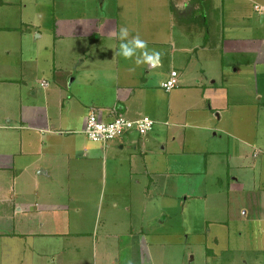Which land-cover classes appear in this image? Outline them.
I'll use <instances>...</instances> for the list:
<instances>
[{"label": "crops", "instance_id": "obj_1", "mask_svg": "<svg viewBox=\"0 0 264 264\" xmlns=\"http://www.w3.org/2000/svg\"><path fill=\"white\" fill-rule=\"evenodd\" d=\"M226 2L102 0L99 10L111 4L110 11L87 19L90 58L77 46L66 55L61 44V67L55 65L59 40L50 28L42 32L36 20H24L29 3L22 5V26H0V243L6 244L0 245V264H44L49 241L61 242L58 264H163V238L179 235L168 226V212L181 207L184 213L188 200H178L186 181L175 170L177 157L194 148L208 157L196 132L208 129L210 96L217 94L205 87L221 83L225 108L230 88L252 90L246 70L254 77L255 96L261 95L264 41L241 36L242 10ZM12 4L0 0V19L3 10L10 17ZM107 21L161 51V63L131 71L133 61L114 55L119 41L111 31L99 33ZM77 33L61 38L77 39ZM243 53L254 60L244 62ZM172 71L179 83L167 92L162 83ZM263 100L235 107L259 109ZM91 110L106 122L148 116L155 125L146 136L131 131L104 145L84 133ZM86 222L94 224L87 228Z\"/></svg>", "mask_w": 264, "mask_h": 264}, {"label": "rangeland", "instance_id": "obj_2", "mask_svg": "<svg viewBox=\"0 0 264 264\" xmlns=\"http://www.w3.org/2000/svg\"><path fill=\"white\" fill-rule=\"evenodd\" d=\"M25 1L29 3V9L24 20H36L44 29L41 30L42 32H45V28H50L51 36L59 40L60 50L55 59L57 67H61V44L66 55L76 46L85 49L90 42V38L84 39L88 36L87 19L97 13L107 14L111 9V4H106L103 10H99L102 0ZM25 1L12 0V7L6 12L10 13V17L7 18L3 10L0 26L6 23L12 27L22 26L19 16L24 10L22 5ZM226 4L227 7L235 6L242 10L237 26L241 36L256 38L258 45L263 44L264 10H257L255 6L264 7V0H227ZM87 7H93L91 12L86 11ZM38 10L44 15L43 19H38ZM248 14L252 15V21L249 20ZM74 23H78L80 29L78 27L73 29L71 26ZM90 24L93 25L91 21ZM114 28L115 24H109L107 21L99 33L105 35ZM64 32H78L77 37H74L77 39L61 38ZM84 54L90 58L89 48L86 47ZM244 54L246 53H243L242 57L244 62L250 63L254 60L253 57L250 59L249 55L246 57ZM71 55H74V52ZM89 60L87 59V63L82 66L83 69L89 67ZM62 62L70 63L69 60ZM261 62L262 60L258 62L261 94L259 96L254 94L252 72L246 70L243 71L247 72L251 81L248 84L251 83L252 90L247 88V91L241 92L230 88V99L223 100L226 103L225 108L220 109L221 93H223L221 83L216 86L208 83L205 89L203 88L206 91V88L212 87V91L217 94L216 98L208 95L214 108L209 115L211 119L208 120V129H197L196 132L202 134L200 145L207 150L204 154L208 157L195 154L197 153L195 148L186 151V155L177 157L178 168L175 170L182 172L183 174L180 175L186 181L182 189L179 187L177 189V194L181 197L178 200L181 202L186 198L188 200L184 213H181L183 210L181 207L178 210L174 207L168 212V217L172 218L168 226L171 225L172 229L176 228L179 235L176 239L163 238V241L169 243H166V251L161 259L163 264H264V100L259 109L235 107L238 102L258 100L260 96L264 98ZM36 91H41L39 86ZM231 102L235 103L231 104ZM196 113L194 112L193 117H196ZM172 122L177 123L176 120ZM197 124L202 123L199 121ZM181 128L180 131H183L184 126ZM158 195L155 193L156 197ZM108 207L109 204L105 201L103 208ZM93 224L86 222L85 226L88 228ZM97 224H99L97 232L102 236L104 226L102 219ZM260 225L261 231L258 229ZM60 243V241L48 242L46 247L48 254L41 258L44 264L54 259H57L55 264L61 263ZM0 245L6 244L0 243ZM24 245L26 243L23 242L20 246ZM2 249L4 248L0 247V250Z\"/></svg>", "mask_w": 264, "mask_h": 264}, {"label": "built area", "instance_id": "obj_3", "mask_svg": "<svg viewBox=\"0 0 264 264\" xmlns=\"http://www.w3.org/2000/svg\"><path fill=\"white\" fill-rule=\"evenodd\" d=\"M256 8L260 9V6L257 5ZM178 83V72L172 71L170 78L162 83V88L169 92L176 88ZM154 125L155 121L148 116L136 120H131L124 116H117L113 120L106 122L101 120L96 111L91 110L84 133L90 140L107 145L110 141L122 137L131 131H136L139 135L146 136L153 130Z\"/></svg>", "mask_w": 264, "mask_h": 264}, {"label": "clouds", "instance_id": "obj_4", "mask_svg": "<svg viewBox=\"0 0 264 264\" xmlns=\"http://www.w3.org/2000/svg\"><path fill=\"white\" fill-rule=\"evenodd\" d=\"M110 38L119 41L118 47L114 50L115 56H120L125 60L133 61L131 71L140 66H157L161 63L163 53L156 49H149L146 40L139 34L130 36L129 30L125 26L112 29ZM131 264V262H129Z\"/></svg>", "mask_w": 264, "mask_h": 264}]
</instances>
